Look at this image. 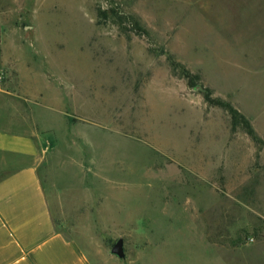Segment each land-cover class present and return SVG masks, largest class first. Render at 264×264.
I'll return each instance as SVG.
<instances>
[{"label":"rangeland","instance_id":"374dc122","mask_svg":"<svg viewBox=\"0 0 264 264\" xmlns=\"http://www.w3.org/2000/svg\"><path fill=\"white\" fill-rule=\"evenodd\" d=\"M0 5L3 33L13 44L22 29V61L61 110L42 129V160L0 163H38L60 232L97 264H264V0ZM119 240L124 258L112 253Z\"/></svg>","mask_w":264,"mask_h":264},{"label":"crops","instance_id":"0c3cea01","mask_svg":"<svg viewBox=\"0 0 264 264\" xmlns=\"http://www.w3.org/2000/svg\"><path fill=\"white\" fill-rule=\"evenodd\" d=\"M21 30L10 44L0 20V155L42 160V129L52 126L61 110L44 103L50 97L36 81L39 72L22 61ZM52 197L38 163L15 169L0 163V264H97L78 240L59 231Z\"/></svg>","mask_w":264,"mask_h":264},{"label":"trees","instance_id":"16d2710c","mask_svg":"<svg viewBox=\"0 0 264 264\" xmlns=\"http://www.w3.org/2000/svg\"><path fill=\"white\" fill-rule=\"evenodd\" d=\"M118 11L121 12L120 10H118ZM109 13H110L109 10L101 11V13L99 14V19H104V20L109 19ZM113 14H115V16H119V14L115 11H113ZM122 16L127 17V15H125V14H123ZM135 26H136V28H139L138 21L135 24ZM171 64H172L173 68H179V70L181 71V74L188 81V85L191 88H198L199 87V84L201 81L200 76L193 74L185 66L174 61V59H172ZM204 98H205V101L210 106H217V107L223 108L224 110H226L229 113V115L231 117L233 129L243 128L253 139L256 140L257 137L254 133V130H253V127H252L250 120L245 115H243L238 109H236L230 102H226L220 98H215L213 96L212 90L209 88H205Z\"/></svg>","mask_w":264,"mask_h":264},{"label":"water","instance_id":"95a60500","mask_svg":"<svg viewBox=\"0 0 264 264\" xmlns=\"http://www.w3.org/2000/svg\"><path fill=\"white\" fill-rule=\"evenodd\" d=\"M112 253L119 256L120 258L125 257L123 240H119L112 248Z\"/></svg>","mask_w":264,"mask_h":264}]
</instances>
